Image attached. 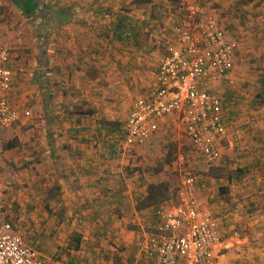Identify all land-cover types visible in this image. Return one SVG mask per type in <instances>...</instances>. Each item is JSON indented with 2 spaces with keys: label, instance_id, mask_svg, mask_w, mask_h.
Returning a JSON list of instances; mask_svg holds the SVG:
<instances>
[{
  "label": "crops",
  "instance_id": "crops-1",
  "mask_svg": "<svg viewBox=\"0 0 264 264\" xmlns=\"http://www.w3.org/2000/svg\"><path fill=\"white\" fill-rule=\"evenodd\" d=\"M35 1L37 8L26 16L11 0H0V42L5 43L9 49L20 52L19 48L24 41L21 38H12L17 17L25 18V22L36 29L44 26L53 28L54 36L48 39V75H55L54 72H57L66 81L67 88L69 83L71 86L75 84L77 89L79 86L87 89L90 86L97 87L100 98L107 92L116 95V99L110 103L99 99L104 102V110L100 117H96L101 121L94 127L97 132L75 131L72 134H62L64 136L60 140L64 145L61 147L57 139L59 136L54 134V145H50V153H55L54 156L62 155L64 159L62 167L61 164L56 165L55 172L60 193L69 204L71 214L75 211L80 212L87 218L98 221L99 225L107 229L105 231L108 234L112 233L111 236L117 237L115 249L102 244L91 248L94 249L91 254L85 250L87 247L83 246L84 252L88 254H73L68 261L61 258L58 262H51L50 258L48 260L41 253L40 255L47 264H151L153 257L150 256L146 241L156 233L157 219L154 211L158 207L173 204L165 201L157 206L139 207L146 196L149 183L142 184L137 181L132 183L124 177L121 178L118 174L121 172L119 161L106 160V157L114 155V151H117L116 155L119 156L118 148L115 150L109 143L116 139L115 134L111 128L110 130L106 128L108 125L124 128L134 102L146 97L154 85L162 57L170 48L177 47L176 30L185 27V18L179 19V11L171 4V1L174 3L178 0ZM192 2L200 4L202 15L214 16L228 39L235 43L234 65L248 53L255 57L256 61L264 64V0H192ZM122 26L129 29L123 34V40L120 39ZM37 39L39 38L35 31L34 40ZM17 52L11 53L13 59L18 55L21 57ZM100 59L105 60L101 63L105 67L98 72L103 73L99 78L87 72L86 66L89 60ZM14 62L19 65L21 60L16 62L14 59ZM12 63L11 60L9 63L11 71ZM233 68L228 83L233 80L231 75L237 73V68ZM53 77L56 76L50 79ZM98 84L101 85L98 87L96 86ZM11 91L7 93V97L10 105L17 109L12 103ZM159 120H156L157 125ZM223 121L227 128V138L230 140V128L224 108ZM101 124L104 128L99 129ZM95 140L100 141L102 146L96 147ZM121 141L124 145V134ZM244 141L247 142L245 138ZM251 155L254 157L264 155V149L258 151V154L252 152ZM258 162L257 160L254 163L255 168L250 170V176L247 175V181L241 176L239 187H236L238 191L231 193L232 185L226 184L227 196H219L213 192L217 195H214L215 200L226 202L221 204L217 202L218 209L222 212L220 215L223 216L216 215L215 210L211 213L217 221L221 235V243L216 247L218 264H229L231 252L228 247L234 239L231 236L236 233L232 232L236 225L239 226V234L245 236L239 239L243 249L249 248L248 236L258 239V236L262 235V224L252 222L255 219H258L257 221L264 219V215L256 214L259 200L262 199L261 202H264V181L258 178L256 171L254 172L257 170ZM240 167L242 168L241 165ZM251 176L253 178H250ZM210 179L215 182V186H224L221 182L216 183V178ZM197 185L200 187L199 191L197 190L200 196L201 188L205 186L201 182H197ZM212 185L211 191L215 190ZM206 188L208 190V187ZM200 198L202 199L201 196ZM234 199L238 204L233 211L227 200ZM229 220L230 225L225 226L229 224ZM247 220L248 223L244 225ZM106 232L105 235H108ZM91 242L92 240L88 243ZM116 257L118 259H115Z\"/></svg>",
  "mask_w": 264,
  "mask_h": 264
},
{
  "label": "rangeland",
  "instance_id": "rangeland-1",
  "mask_svg": "<svg viewBox=\"0 0 264 264\" xmlns=\"http://www.w3.org/2000/svg\"><path fill=\"white\" fill-rule=\"evenodd\" d=\"M171 4L179 11V19L185 18L183 1L178 0L174 3L171 1ZM24 19L17 17L14 24L15 32L12 33L13 39L21 38L24 41L19 48L20 52L9 49L5 43L0 42V46L8 50L9 63L13 61L12 103L21 114L13 126L0 130V213L24 236L28 246L46 259L50 258L51 262H58L61 258L68 261L73 254H88L84 252L85 250L92 254L94 249L91 248L102 244L115 249L117 237L111 236L112 233L108 234L105 231L107 229L99 225L98 221L87 218L80 212L75 211L71 214L69 204L60 193L55 172L56 165L61 164L62 167L64 159L62 155L54 156L55 153H50V145H54V134L59 136L57 139L61 147L64 143L60 139L68 133L97 132L94 127L101 121L96 117H100L104 110V102L99 99L110 103L116 99V95L107 92L100 98L97 87L94 86H90L89 89L79 86L77 89L75 84L71 86L69 83L67 88L66 81L57 72L51 76L47 74L49 79L52 76L56 77L46 80V74L39 66L42 59L39 40H34L36 28ZM41 32L49 35L48 39L54 36V29L48 26L42 28ZM46 45L45 50L49 47ZM15 52L21 54V57L18 55L14 58L16 62L21 60L19 65L14 62L11 55ZM103 61L105 60H89L86 71L100 78L103 73L98 72L105 67L101 64ZM263 66L261 61H256L255 57L248 53L234 65L237 73L231 75L233 79L231 83H228L229 77L226 82L222 81L223 84L211 85V90L223 98L224 113L231 137L229 140L226 136L221 141V156L218 160L208 163L194 151L184 136L183 125L176 117L160 119L159 129L153 139L134 147L121 144L123 127L108 125L107 128L112 129L116 138L109 143L115 150L118 148L119 156L116 155L117 151H114V155L106 157V160L119 161L121 172L118 174L129 182L137 181L142 184L161 182L166 185L169 189L167 194L169 204L175 203L182 179L186 175H192L198 182L204 183L205 187L201 188L200 195L202 199L198 195L199 190L197 191L204 206L211 213L215 210L216 215L223 216L220 215L222 212L218 206L225 201L215 200L214 195L227 196L226 184L232 185L231 193L238 191L236 187H239L241 176L247 181L250 170L255 168L254 163L257 160L259 162L254 172L256 171L258 178L264 181V155L255 157L251 155L252 152L258 154V151L264 149ZM42 69L45 70L44 67ZM47 91L50 100L47 99ZM26 111L29 112L28 116L23 114ZM98 145L102 146L100 141H96L95 146ZM210 177L216 178V183L221 182L224 186H215ZM210 185L214 186L215 190L211 191ZM214 191L216 194H213ZM261 201L263 200H259L256 209L259 216L264 215V202ZM227 202L234 211L238 202L235 199ZM257 220L252 222L262 224V235L258 236V239L248 236V249H243L239 244V239L245 237L239 234V226L233 228L232 232L236 233L231 236L234 239L228 247L231 252L229 264H264V219ZM230 223L231 220L225 226H229ZM247 223L248 220L244 225ZM105 232L108 235H105ZM90 240L92 242L88 243ZM83 246L87 249L84 250Z\"/></svg>",
  "mask_w": 264,
  "mask_h": 264
},
{
  "label": "built area",
  "instance_id": "built-area-1",
  "mask_svg": "<svg viewBox=\"0 0 264 264\" xmlns=\"http://www.w3.org/2000/svg\"><path fill=\"white\" fill-rule=\"evenodd\" d=\"M181 1L186 15L185 27L176 30L178 45L162 57L147 96L134 102L124 124V145L134 147L147 142L158 131L157 119L176 117L191 147L210 163L220 158L221 141L227 136L223 103L211 85L229 80L236 45L214 16H201L200 4ZM9 60L8 50L0 46V130L9 129L21 117L7 97L13 86ZM23 114L28 116L29 112ZM197 182L186 175L176 203L154 211L156 233L146 241L153 257L151 264H218L219 227L197 195ZM0 264H46L2 213Z\"/></svg>",
  "mask_w": 264,
  "mask_h": 264
},
{
  "label": "trees",
  "instance_id": "trees-1",
  "mask_svg": "<svg viewBox=\"0 0 264 264\" xmlns=\"http://www.w3.org/2000/svg\"><path fill=\"white\" fill-rule=\"evenodd\" d=\"M20 10L21 12L26 15L29 16L30 14H32L34 12V10L37 8V3L35 0H11ZM32 21V19H31ZM47 27V26H44ZM42 27V28H44ZM42 28H37L36 29V33L38 35V40H39V51L40 52V58L43 60V64H42V60L40 61L41 63H39V66L41 67V71L43 70L46 74V80H48V48L46 47L45 50V44H48V36L47 34L44 32H41ZM121 35H120V39L123 40V34H125L129 29L128 27H121ZM47 32L49 33L50 30L48 29ZM127 38V37H126ZM46 45V46H47ZM45 68L42 69V68ZM48 82V81H47ZM47 99L50 100V95L47 91ZM104 128L103 125L99 126V129ZM108 130V128H106ZM123 134H124V128H123ZM122 134V135H123ZM11 148V147H10ZM168 187L166 185H164L163 183H151L148 185L147 187V191H146V196L144 197V199L141 201L140 206L139 207H147V206H157V205H161L163 204L165 201H167V194H168Z\"/></svg>",
  "mask_w": 264,
  "mask_h": 264
}]
</instances>
